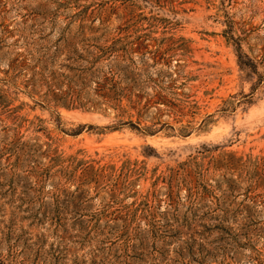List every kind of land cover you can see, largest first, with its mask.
<instances>
[{
    "label": "rangeland",
    "instance_id": "374dc122",
    "mask_svg": "<svg viewBox=\"0 0 264 264\" xmlns=\"http://www.w3.org/2000/svg\"><path fill=\"white\" fill-rule=\"evenodd\" d=\"M56 46L145 55L176 105L47 106L10 65ZM0 264H264V0H0Z\"/></svg>",
    "mask_w": 264,
    "mask_h": 264
},
{
    "label": "trees",
    "instance_id": "16d2710c",
    "mask_svg": "<svg viewBox=\"0 0 264 264\" xmlns=\"http://www.w3.org/2000/svg\"><path fill=\"white\" fill-rule=\"evenodd\" d=\"M142 49H145L144 42L139 43L137 49L132 47V51ZM64 52L65 50L56 46L54 51L52 48H46L39 56L34 53L20 56L10 65L13 74L11 80L25 76V89H31L29 94L41 95V101L47 106L100 110L111 107L119 112L118 116L122 118L113 129L129 126L134 130L149 133L151 127H142L140 120L151 119V110L155 105H176L169 100L171 93L172 96L176 93L171 92V86H165L167 76L163 75L162 70L157 71L156 75L149 72L151 65L145 55L135 59L131 51L117 52L111 48L105 54L110 61L105 70L102 68L96 71L98 74L95 71L89 73L97 67L101 57L95 59L92 68L80 69L74 66L77 58L70 53L60 64L61 68L67 69L68 72L50 68L49 65L60 61ZM158 57L159 53L153 58L155 64L159 63ZM239 59L241 65H253L252 62H244L241 55ZM74 72L76 73L73 74ZM168 79L170 84L177 81L172 74ZM93 82L96 83L95 88ZM149 88H152V93L148 91ZM43 91L44 94H41ZM153 99L157 101L153 102ZM132 111L137 112L138 122L133 121ZM166 126L171 127L169 124Z\"/></svg>",
    "mask_w": 264,
    "mask_h": 264
}]
</instances>
